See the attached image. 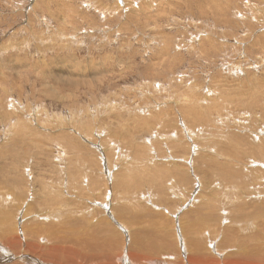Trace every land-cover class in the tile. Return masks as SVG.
Returning a JSON list of instances; mask_svg holds the SVG:
<instances>
[{
	"label": "rangeland",
	"instance_id": "1",
	"mask_svg": "<svg viewBox=\"0 0 264 264\" xmlns=\"http://www.w3.org/2000/svg\"><path fill=\"white\" fill-rule=\"evenodd\" d=\"M262 184L264 0H0V215L232 226Z\"/></svg>",
	"mask_w": 264,
	"mask_h": 264
},
{
	"label": "bare ground",
	"instance_id": "2",
	"mask_svg": "<svg viewBox=\"0 0 264 264\" xmlns=\"http://www.w3.org/2000/svg\"><path fill=\"white\" fill-rule=\"evenodd\" d=\"M262 185L264 186V184ZM225 187L221 188L227 191ZM216 189H220L218 184H212L208 188L205 187L207 199L214 197V193L217 192ZM74 196L73 199L77 202L74 204L77 205L80 211L77 218L69 216L58 220L54 216L55 214L53 216H36L37 229L36 227L30 228L26 225H18L16 221L18 218L15 215L12 216V213L10 215L2 212L0 215V264H264V234L262 232V230L264 231V205H251L249 207L250 203H247L248 207L243 208L239 213L240 215L236 216L235 221L241 223L238 226L235 225V221L231 223H234L232 226L229 224L224 225L222 223L223 217L220 214L211 219L210 217H213L212 213L211 216H207L205 212H200L198 215H193L192 219L189 218V221L186 220V225L183 227L185 231L176 232L174 229H170L172 228L170 223L155 222L153 216L148 215L147 217L152 221L150 229L145 226L142 227L147 223V220H143L142 222L145 223L141 228L138 227L135 231L129 233L127 230L125 231L124 226H122L124 232L115 226L114 223L119 224L114 215L117 212L102 210L95 215L96 206L91 205L92 209L89 210L88 204L78 202L83 198L82 193L76 191ZM204 203L205 201L201 202V204ZM125 205L126 202H121L117 209L123 212ZM22 208L18 209L16 214L19 215ZM212 209L210 210L212 211ZM254 209L256 210L254 211ZM252 211H254L252 215L250 213V215H247L248 212ZM29 212L31 211L28 208L27 213ZM50 214L52 213L50 212ZM244 214L245 216H243ZM189 215L188 217H190ZM233 218L235 219V216ZM242 218L245 221L254 219L260 225L256 228L253 227L254 229H251L252 227L248 228L249 231H244L241 225H245V223H242L245 221ZM81 220H84V222ZM208 222L211 223L208 224ZM61 224L64 230L60 233L58 232L59 229H54V225ZM133 224L134 226L140 225V222L135 219ZM213 228L214 230H212ZM214 237L218 239L215 240Z\"/></svg>",
	"mask_w": 264,
	"mask_h": 264
}]
</instances>
